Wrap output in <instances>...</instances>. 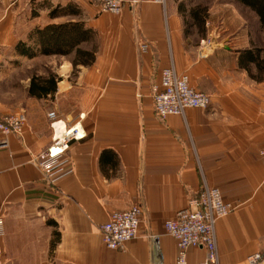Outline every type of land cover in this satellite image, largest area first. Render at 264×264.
I'll return each instance as SVG.
<instances>
[{
  "label": "crops",
  "instance_id": "1",
  "mask_svg": "<svg viewBox=\"0 0 264 264\" xmlns=\"http://www.w3.org/2000/svg\"><path fill=\"white\" fill-rule=\"evenodd\" d=\"M87 1L31 8L0 0V63L12 75L0 121L27 115L22 137L0 133L3 264H174L179 247L166 224L204 185L235 207L216 226L219 264H249L255 254L264 264V42L243 27L212 33L208 19L205 33L194 26L187 34L183 0H138L118 15ZM85 11L93 18L84 20ZM68 23L92 39L68 55L41 54L36 31ZM20 42L35 57L21 55ZM78 48L93 59L82 63ZM171 65L211 96L208 109L155 115L152 86ZM73 128L80 137L65 175L50 183L34 158ZM136 205L144 210L139 236L109 250L101 226ZM205 259V249L189 248V264Z\"/></svg>",
  "mask_w": 264,
  "mask_h": 264
},
{
  "label": "built area",
  "instance_id": "2",
  "mask_svg": "<svg viewBox=\"0 0 264 264\" xmlns=\"http://www.w3.org/2000/svg\"><path fill=\"white\" fill-rule=\"evenodd\" d=\"M96 4L101 12L118 15L127 3L135 8L138 0H90ZM165 5L166 0H154ZM152 99L155 115L160 120L169 116H184L191 108L208 109L211 106V96L194 89L185 75L179 74L171 65L163 69L160 82L152 86ZM51 119L56 117L54 112L49 114ZM27 117L20 112L6 117L0 122V133L4 136H22L25 130ZM80 137L75 128L58 137L54 145L47 151L34 158L36 164L47 176L50 183H56L65 175V166L69 163L67 152L73 141ZM264 161V147L260 151ZM235 211V207L223 200L221 191L204 185L197 198H192L186 208L177 212L176 217L166 224L167 233L172 236L179 247V254L174 264H189V248H202L206 250V259L198 264H219L216 226L219 220ZM144 210L137 205L129 210L115 212L108 222L101 226V235L104 245L109 250H124L127 244L140 234V225ZM3 221L0 217V234H2ZM155 255L160 253L158 237H151ZM261 254L249 257V264H259ZM0 264L3 260L0 257ZM159 264H163L159 262Z\"/></svg>",
  "mask_w": 264,
  "mask_h": 264
},
{
  "label": "trees",
  "instance_id": "3",
  "mask_svg": "<svg viewBox=\"0 0 264 264\" xmlns=\"http://www.w3.org/2000/svg\"><path fill=\"white\" fill-rule=\"evenodd\" d=\"M245 9L251 11L258 18V25L264 31V0H229ZM207 9L195 7L189 9L187 4L182 1L179 4V12L184 18L188 34L190 28L196 26L202 33L206 32V21L208 18ZM58 13L54 11L51 16L55 17ZM79 24L50 25L44 29L37 30L36 35L41 47V54H64L68 55L81 43L89 42L92 39V31L84 28L80 32ZM17 51L26 57H35V53L30 52L26 43L20 42L17 45ZM262 52L263 50H258ZM78 58L82 63H88L93 59V53L90 51L77 50Z\"/></svg>",
  "mask_w": 264,
  "mask_h": 264
},
{
  "label": "rangeland",
  "instance_id": "4",
  "mask_svg": "<svg viewBox=\"0 0 264 264\" xmlns=\"http://www.w3.org/2000/svg\"><path fill=\"white\" fill-rule=\"evenodd\" d=\"M54 1V4L57 2H70L73 0H51ZM85 4L88 3L87 0ZM189 9L200 7L207 9V15H208V21H210L209 29L212 31V33L217 32H225L228 35L235 34L241 32V28L243 27L245 31H247L250 34H254L255 37L260 41V43L264 42V37L261 33H263L262 29L258 25V20L256 16L249 10L245 9L244 7L238 5L237 3H234L229 0H183ZM24 5H37L42 2V0H22ZM92 3V2H91ZM93 4V3H92ZM96 5V4H94ZM85 6V5H84ZM104 13V12H103ZM26 14H30L27 13ZM93 18V16L88 12H84V20ZM192 27L190 28V31H192ZM197 32L200 34H203L201 31H199L198 28H196ZM99 42V41H98ZM98 42H95L93 44L89 45V49L96 50L99 48ZM3 64L0 63V102L6 100V93L8 90L9 82L12 80L11 75V69H3ZM1 70H4L1 72ZM23 75L21 72L18 74V76ZM23 112L26 115L25 111H18L16 113L10 114L14 115L17 113ZM6 115L3 120L10 116ZM27 117V115H26ZM2 120V121H3ZM0 121V122H2ZM27 124V122H26ZM16 136V135H15ZM22 137V136H19ZM204 188V187H203ZM137 206V205H136ZM140 206V205H139ZM134 207V206H133Z\"/></svg>",
  "mask_w": 264,
  "mask_h": 264
}]
</instances>
